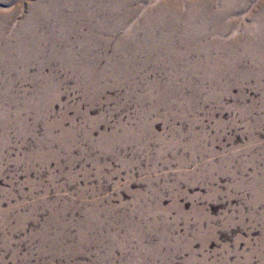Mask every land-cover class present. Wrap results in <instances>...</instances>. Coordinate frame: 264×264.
Listing matches in <instances>:
<instances>
[{"label": "rangeland", "instance_id": "obj_1", "mask_svg": "<svg viewBox=\"0 0 264 264\" xmlns=\"http://www.w3.org/2000/svg\"><path fill=\"white\" fill-rule=\"evenodd\" d=\"M234 2L212 79L0 63V264H264V0Z\"/></svg>", "mask_w": 264, "mask_h": 264}, {"label": "bare ground", "instance_id": "obj_2", "mask_svg": "<svg viewBox=\"0 0 264 264\" xmlns=\"http://www.w3.org/2000/svg\"><path fill=\"white\" fill-rule=\"evenodd\" d=\"M222 1V9H215L212 0H36L25 8L28 11L21 20H17V14L22 11L19 3L8 12L0 11V63H6L9 68L22 67L21 78L29 81H36L27 75L33 63L39 66L37 74H41L44 64L61 63L78 71L80 82L94 85L104 72L128 75L134 66L142 68L149 62L162 67L170 64L172 67L164 72L173 80L178 76L187 83L194 78L212 79L223 74L219 69L222 63L218 67L213 65L221 62L220 56L214 54L215 48L227 43L236 47L238 43L236 38L229 42L218 38L231 29L224 21L230 15L226 3H237L236 0ZM66 12L68 17L63 18ZM253 18L259 21L264 19V14ZM242 30L253 31L256 37L263 36L264 23ZM176 35L183 38H174ZM214 35L218 37L206 39ZM255 45L256 41L248 42L245 50ZM193 55L198 56V61L190 64L187 59ZM202 60L209 68L196 73L202 67ZM50 78L45 76L44 83L52 85Z\"/></svg>", "mask_w": 264, "mask_h": 264}]
</instances>
